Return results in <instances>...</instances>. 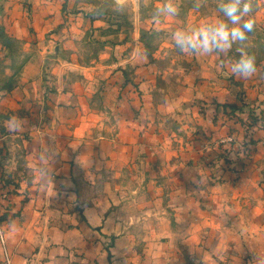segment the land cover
Here are the masks:
<instances>
[{
  "label": "crops",
  "instance_id": "1",
  "mask_svg": "<svg viewBox=\"0 0 264 264\" xmlns=\"http://www.w3.org/2000/svg\"><path fill=\"white\" fill-rule=\"evenodd\" d=\"M73 3L0 0V65L14 66L0 78V160L13 135L30 170L5 185L13 178L0 165V193L15 191L8 218L0 213L1 262L264 264V103L250 141L241 121L221 115L239 95L264 98V72L231 81L225 53L165 63L164 46L147 54L131 29L99 38V20ZM194 6L171 27L216 20ZM90 36L102 50L85 58ZM16 46L35 52L19 62ZM205 94L219 103L201 111L194 100ZM231 132L229 168V143L219 142ZM49 150L54 160L41 161Z\"/></svg>",
  "mask_w": 264,
  "mask_h": 264
},
{
  "label": "rangeland",
  "instance_id": "2",
  "mask_svg": "<svg viewBox=\"0 0 264 264\" xmlns=\"http://www.w3.org/2000/svg\"><path fill=\"white\" fill-rule=\"evenodd\" d=\"M74 2L75 3H73V7H77L83 12V14H85L89 18L99 20L100 27L105 29L99 36V38L101 39L107 35L108 30H117L125 33L124 31L131 29L130 32L132 33L129 34H137V37H139L142 41V45L147 54L153 53L155 48L163 45L164 47L161 49V52L164 55V59L166 60L165 63L168 62V59H171V57H173L177 53H180V51L176 47H172L171 44L168 45V43L172 42L170 39V31L174 28L171 27V17L164 18L162 23L160 24H156L152 20V15L155 8L159 7L162 4L163 0H74ZM193 2H195L196 6L197 0H193ZM193 2L192 0H176V3L179 7V12L180 10H185L186 7H188ZM199 2L200 7H194L199 11H202V14H208V12L210 15L217 14V5L219 0H199ZM250 16L254 18L255 24L253 30L247 34L248 40L245 42L244 46L250 55L255 56L257 68L256 73H258L259 75V72H264V0H252V12L250 13ZM146 27L149 29H146ZM14 41L17 42L18 40L16 39ZM99 43L101 44L102 41H99ZM100 44H96V42L90 36L87 43L84 42L82 55L86 58L89 56L90 52H94L98 49L102 50ZM239 46L240 45L238 44L233 45V48L229 52L225 53L226 58L231 62L239 58V53L236 51L237 47ZM14 52H17L16 58H19L18 61L20 62V60L27 53L35 52V49L25 50L20 46H16V48H14ZM164 65L166 64L160 62V66H158V69H160L161 72H164V70L170 72V69H167ZM13 67L14 66H10L9 63L0 65V78H3V76L7 75L10 72V69ZM160 67H162L163 69ZM225 70L230 72L228 76H230L229 79H231L232 81L234 78V74L230 71L228 66H225ZM1 82L2 81L0 79V83ZM167 85H170V82H168ZM205 96L207 95L205 94ZM246 96V94H244V96L239 95L236 102H225V105L222 104V106L224 107L221 115L227 120L236 119L237 121H241V123L244 124L246 135L248 136L247 138L250 141L252 139L253 131H255L256 127L261 125L263 120L260 107L262 103H264V98H256L257 100L250 102V98ZM206 98L209 97L200 96L194 100L202 108L201 111H204L205 107H207L206 104H208V102H214L216 103V105H218L219 103L217 101H210ZM232 135L235 136L234 133L231 132V134L225 136L226 138H222L219 142V144H225V142L229 143L227 144L228 146L226 147V149H224L226 151L225 156L223 157L229 168H232L231 164L235 163V160L233 159V151L235 149L232 143H234L236 139ZM17 139L18 138L16 136L14 137L13 135H7L3 139L5 150L4 155L0 160V165L2 167V172H4L6 176L13 178H6L4 181L5 185L6 182L8 183V185H15L18 182H21L22 180H24L21 179V177L26 178V172H30L29 168L27 167V160H25L23 156V148L17 144ZM217 162L218 161L215 160V163ZM104 164L105 163H103L102 167L99 169L100 172H105L104 169H106V166ZM221 167L224 166H222L221 164ZM217 169H219V167ZM12 172L21 173L17 175V173ZM8 188H10V186ZM13 191L14 189H8L7 191L4 190V195L0 193V195H2V200L0 202V213L2 212L1 217L3 219L8 218L9 211H7L8 205L6 204V202L8 200L10 201L12 197L15 198V196L11 194ZM26 198L27 194L21 196L20 201L24 202L26 201ZM0 264H3L1 260ZM246 264H248V262H246Z\"/></svg>",
  "mask_w": 264,
  "mask_h": 264
},
{
  "label": "clouds",
  "instance_id": "3",
  "mask_svg": "<svg viewBox=\"0 0 264 264\" xmlns=\"http://www.w3.org/2000/svg\"><path fill=\"white\" fill-rule=\"evenodd\" d=\"M196 7H200L197 0ZM252 0H219L217 18L214 22L199 25H177L170 31V39L175 47L184 54L220 55L229 52L233 45H240L236 51L239 58L231 62V72L240 78H250L257 71L255 56L250 55L245 48L248 33L254 28L255 20L250 16ZM179 15L176 0H163L155 8L152 20L156 24L162 23L164 18ZM56 153L48 151L39 159L52 162ZM34 171L41 176L43 183H48L49 171L43 164H37Z\"/></svg>",
  "mask_w": 264,
  "mask_h": 264
},
{
  "label": "built area",
  "instance_id": "4",
  "mask_svg": "<svg viewBox=\"0 0 264 264\" xmlns=\"http://www.w3.org/2000/svg\"><path fill=\"white\" fill-rule=\"evenodd\" d=\"M0 243L2 246H4L5 239H4V233H3V229H2L1 220H0Z\"/></svg>",
  "mask_w": 264,
  "mask_h": 264
}]
</instances>
